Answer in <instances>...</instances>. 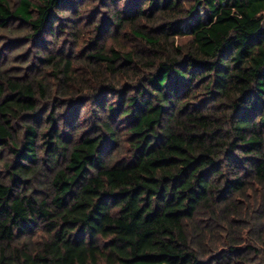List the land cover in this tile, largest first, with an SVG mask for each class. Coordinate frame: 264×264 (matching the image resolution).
<instances>
[{"label": "trees", "instance_id": "1", "mask_svg": "<svg viewBox=\"0 0 264 264\" xmlns=\"http://www.w3.org/2000/svg\"><path fill=\"white\" fill-rule=\"evenodd\" d=\"M90 1L0 0V264H264V0Z\"/></svg>", "mask_w": 264, "mask_h": 264}, {"label": "rangeland", "instance_id": "2", "mask_svg": "<svg viewBox=\"0 0 264 264\" xmlns=\"http://www.w3.org/2000/svg\"><path fill=\"white\" fill-rule=\"evenodd\" d=\"M16 0H11V2H15ZM89 6H93L95 5L94 3L92 4V1L89 0L88 2ZM0 34H2L0 32ZM8 50L6 51V47L5 48H0V55L5 59V57H7L8 59V63L9 66L10 65H17L18 63H20L22 60L17 59V57L19 58V56L25 54V52L27 51V46L26 47H22L19 44L16 45H12L9 48H7ZM1 57V60H2ZM88 112V109L84 111L83 115H86V113Z\"/></svg>", "mask_w": 264, "mask_h": 264}]
</instances>
